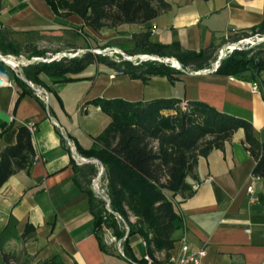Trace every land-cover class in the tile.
Segmentation results:
<instances>
[{"label": "crops", "instance_id": "crops-1", "mask_svg": "<svg viewBox=\"0 0 264 264\" xmlns=\"http://www.w3.org/2000/svg\"><path fill=\"white\" fill-rule=\"evenodd\" d=\"M168 1L167 8L146 22L114 26V36L130 30L132 38L149 30L152 40H178L183 47L196 50L212 43L218 54L238 33L264 19V0ZM0 2V21L16 34L48 28L67 36L71 29L82 28L95 35V29L84 25L80 16L57 15L46 0ZM94 64L96 72H82L85 67L76 74L81 76L77 80L54 82L41 73L49 90L48 102L29 83V90L22 93L23 87L12 74L0 83V152L15 142L17 124L33 122L35 149L41 155L28 169L15 171L0 185V264H6L3 251L21 249L33 256L34 263L60 254L65 264H133L114 246L102 249L89 195L75 179L74 164L78 163L66 139L70 137L83 154L79 147L91 146L111 120L109 113L90 101L96 96L202 99L248 117L264 140V68L254 74H233L231 79L230 74L217 70L187 67L175 81L155 74L145 82L105 64L90 65ZM253 81H258L259 89L251 88ZM243 138L240 127L223 148L199 156L194 173L187 175L191 192L175 196L180 219L173 233L175 246L169 252L179 249V238L185 234L192 247H206L201 264H264V179L253 174L255 159ZM208 176L211 180L204 181ZM29 222L35 227L24 233ZM129 239L139 258L146 250L143 237L133 234ZM166 254L159 250L163 259Z\"/></svg>", "mask_w": 264, "mask_h": 264}, {"label": "trees", "instance_id": "trees-1", "mask_svg": "<svg viewBox=\"0 0 264 264\" xmlns=\"http://www.w3.org/2000/svg\"><path fill=\"white\" fill-rule=\"evenodd\" d=\"M52 10L60 16L77 14L84 25L95 30L120 23L146 22L167 8L168 0H46ZM1 9V2H0ZM55 29V28H54ZM53 30V29H52ZM264 32V19L250 29L238 33L235 38L249 32ZM41 30L15 33L14 29L0 21V51L4 54L27 57H47L46 47L30 42V38ZM109 43L104 45L108 46ZM122 47V46H121ZM77 47H73L76 51ZM126 52H148L160 56H175L183 68L201 69L209 67L216 58V47L209 44L199 50L185 48L178 40L161 42L150 38V31L144 30L134 37L131 48L122 47ZM120 58L108 52H96L89 46L76 55H63L51 60H35L22 65V73L27 79L47 86L40 76L46 73L54 82L71 81L81 78L76 75L87 65L104 62L117 73H125L143 81L155 74L166 75L171 81L178 78L183 69L173 66L170 61L147 59L134 63L122 53ZM172 57V58H175ZM264 68V47L252 49L235 48L225 55L217 68L218 72L254 74ZM23 87L29 84L19 74L11 73ZM21 93V94H22ZM100 105L111 115L108 124L94 137L89 147H79L87 156L97 157L105 166L106 190L113 211L119 212L129 226L124 239L128 257L137 258L129 237L139 234L147 241L146 249L154 254L165 250L167 253L175 246L173 236L178 226L180 213L176 205L177 193H190L187 180L194 173L200 155H207L213 148H223L233 133L240 127L244 129L243 141L253 155L255 164L253 174L264 179V140L257 134L251 119L231 113L209 102L179 96H157L148 99H128L122 96H96L90 100ZM13 123L10 121L9 126ZM16 140L6 144L0 152V185L15 171L28 169L36 153L33 133L27 122L16 125ZM75 179L87 191L90 211L94 216V228L104 251L109 247L101 236V223L113 229L119 237L125 235L123 220L106 207L104 199L95 195L91 179L96 174L93 163L74 164ZM134 215L135 219H131ZM33 223L26 225L24 233L34 229ZM6 264H65L60 254L33 262V256L25 249L18 252L3 251Z\"/></svg>", "mask_w": 264, "mask_h": 264}, {"label": "built area", "instance_id": "built-area-1", "mask_svg": "<svg viewBox=\"0 0 264 264\" xmlns=\"http://www.w3.org/2000/svg\"><path fill=\"white\" fill-rule=\"evenodd\" d=\"M251 36L248 37H240L238 39L235 40H230L228 41L223 47L219 48L218 51V55L217 58L212 62L211 66H209L208 68H211L213 70H217L221 59H219L218 57L220 56H225L227 55L229 52L233 51L235 48H243L245 46V44H249L253 41L254 39H251ZM262 38H264V34L262 35ZM98 51H106V48L103 49H98ZM113 51V50H112ZM116 51V50H115ZM117 52V51H116ZM10 56L16 60H22V58H19L20 56L9 53ZM63 55H57L55 58H59ZM131 58H134L136 60L141 61L144 58L150 57V58H158L161 59L160 56L158 55H151L149 53H138L136 55H128ZM170 63L175 65L173 63V61H171L169 59ZM138 62V61H137ZM19 66H21L20 64H15L12 68V70H14L16 73L20 74L23 78H25L28 83L35 89L36 93L38 95H40L46 102H48L49 100V90L46 86L42 85V84H38L35 83L33 80L31 79H27L23 73L19 70ZM177 67H179V65H176ZM231 79H234L235 76L233 74H230L229 76ZM251 88L253 90H257L259 89V83L258 81H253ZM12 119V116L10 117ZM30 130L32 131V133H34L36 126L35 123L33 122H28L27 123ZM66 139L68 142V145L73 153V158L75 159V161L78 164H83L86 162H96L99 165V172L98 174L94 175L91 179V185L92 187L97 190L100 191V186H99V178L101 173L104 172L105 170V166L104 164L97 158L94 156H87V155H83L80 152L77 151L76 146L74 144V141L68 137L66 135ZM41 158V155L39 153H35L34 155V159H39ZM211 180V176H208L204 179V181H210ZM198 184H194V186L196 187ZM102 190H104V197H105V202H106V207L109 211H113V209L111 208V204H110V197L109 194L106 190V180H105V188H101ZM250 190H253L252 185L249 186ZM256 198V197H253ZM116 215L117 218H119V220H123L124 224H125V228L126 231L129 230V226L128 224L125 222L123 216L117 212V211H113ZM131 219H135V216L132 215ZM128 232L125 233V235H123L122 237H119L115 234V232L113 231V229L109 226H106L105 224L102 227V239L104 241V243L108 246H114L118 253L121 256L127 257L133 264H201L202 263V258L206 253V247H200V248H195L192 247L189 244L188 238L185 234H183L180 238H179V249L176 252H168L165 255V258L163 259L160 255H159V251H156L154 254H151L147 249L144 251V253L139 257V258H131L128 257L124 248V239L126 238ZM143 244L145 245V247L147 246V241L146 239L143 238Z\"/></svg>", "mask_w": 264, "mask_h": 264}, {"label": "rangeland", "instance_id": "rangeland-1", "mask_svg": "<svg viewBox=\"0 0 264 264\" xmlns=\"http://www.w3.org/2000/svg\"><path fill=\"white\" fill-rule=\"evenodd\" d=\"M71 30H72V32H68L67 36H63L60 34H54V31H51V29L45 28V29L41 30V33H39L37 35V37L34 36L33 38H30V42L32 44L35 43L41 47H46L48 49H51V50L47 51V55H49V56H52L57 51H59V50L56 51V49H60L62 51H67V52H75V50H73V47H77L76 48V51H77L79 48L86 49L88 46L93 51H96V52H98V49H103V48L115 46V47L123 50L127 55H136L138 53H148V52L130 53V52H126L122 48V47L131 48L133 43H134V37L138 36L136 34H134V37H132V38H131V36H128L129 34H131L130 30H126L124 32H118L119 36H117V37H115L114 33H113L114 26H109V25L104 26L103 28H101V30H94L95 35H92L89 31L83 30L82 28L80 30H79V28L71 29ZM263 34H264V32H259V31L249 32L247 35H245V37L251 36L252 37L251 39H254L253 41H255V42L245 44V46L241 49H252V52H253L260 47H264V38H262ZM242 37H244V36H242ZM108 43L110 45L104 46ZM80 52H82V51H80ZM104 52H106V51H104ZM107 52H108V55H110L112 57L120 58L119 55H117L115 50H113V51L107 50ZM149 54L157 55V54H152V53H149ZM27 55H28L27 52L24 51L22 53V55H18V56H20L19 58H24ZM217 55H216V58H217ZM126 59H129L134 63H139L143 60L153 59V58L147 57V58L142 59L141 61L136 60L134 58H126ZM95 63H100V65L105 64L104 62H95ZM105 65H107V64H105ZM18 68H19V70L22 69L21 66H19ZM9 70L12 71V68H9ZM96 70H97V65H95V64L90 65L89 64L86 66V68L82 72L94 73V72H96ZM86 163H93L96 167V173L98 174L99 165L96 162H86ZM105 178H106L105 173L104 172L101 173L100 178H99V186H100L99 190L100 191L95 190L91 185V188L94 191L95 195H97L98 197H100L102 199H105V197H104L105 192H104V190L101 189V188H105ZM103 225H104V223H101L99 227H103ZM121 225H122V228H125V224H121ZM125 231H126V228H125ZM126 232H128V231H126ZM101 235H102V229H101Z\"/></svg>", "mask_w": 264, "mask_h": 264}, {"label": "water", "instance_id": "water-1", "mask_svg": "<svg viewBox=\"0 0 264 264\" xmlns=\"http://www.w3.org/2000/svg\"><path fill=\"white\" fill-rule=\"evenodd\" d=\"M85 49L84 48H81V49H78L77 51H75V52H67V51H57L55 54H53L52 56H47V57H44V56H31L30 58H28L27 56L26 57H24V58H22V60H17L18 62V64H20L21 66L22 65H24V64H28L29 62H33V61H35V60H51V59H53V58H55L57 55H69V56H72V55H76V54H78L80 51H84ZM107 50H116L117 52H120V53H122L123 54V56L125 57V58H131V57H129L123 50H121L120 48H117V47H115V46H113V47H107L106 48V52H107ZM98 52H102V51H98ZM158 56H160V55H158ZM9 57H11L10 56V54L8 53V54H4V53H2L1 51H0V83H2L3 82V77H10L11 76V71L9 70V68H11V67H13L14 65L13 64H11V63H9L8 61H7V58H9ZM161 57V59L160 60H162V61H166V62H169V59L171 58V57H175V56H160ZM176 58V57H175ZM219 59H222L223 58V56H220V57H218ZM156 59H158V58H156ZM177 59V58H176ZM180 62V61H179ZM173 65V64H172ZM173 66H175V67H177L176 65H173ZM177 68H181V69H184L183 67H182V64H181V62H180V65H179V67H177ZM203 70H211V68H208V67H206V68H204Z\"/></svg>", "mask_w": 264, "mask_h": 264}, {"label": "bare ground", "instance_id": "bare-ground-1", "mask_svg": "<svg viewBox=\"0 0 264 264\" xmlns=\"http://www.w3.org/2000/svg\"><path fill=\"white\" fill-rule=\"evenodd\" d=\"M170 60L173 61V63H174L175 65H180V62H179L178 59H176V58H172V57H171ZM7 61H8L9 63L13 64V65L17 64V62H18L16 59H14V58H12V57L7 58Z\"/></svg>", "mask_w": 264, "mask_h": 264}]
</instances>
